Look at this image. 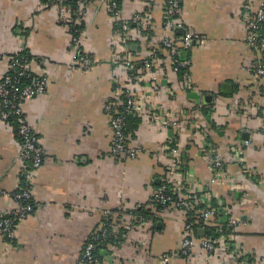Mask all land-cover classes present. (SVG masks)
Wrapping results in <instances>:
<instances>
[{
	"label": "crops",
	"instance_id": "1",
	"mask_svg": "<svg viewBox=\"0 0 264 264\" xmlns=\"http://www.w3.org/2000/svg\"><path fill=\"white\" fill-rule=\"evenodd\" d=\"M244 1L181 0L180 20L203 43L189 49L185 75L165 58L163 69L154 70L156 85L148 79L131 83V71L115 63L125 43L107 0L85 2L81 49L95 60L87 68L70 66V33L55 5L0 0V77L10 55L24 47L31 55L29 72L48 79L45 91L22 107L43 151L32 171L35 209L15 224L11 238L0 235V264H81L82 248L102 221L119 206L152 207L153 190L171 168L181 177L175 182L227 209L231 243L252 264H264V79L248 67L261 56L246 43ZM119 2L121 21L149 12L155 26L151 43H158L163 0ZM136 49L133 60L145 57ZM123 85L141 95L145 108L127 127L138 153L117 159L108 155L113 133L104 105ZM156 109L170 124L151 113ZM18 152L13 125L0 120V191L20 188ZM215 157L224 163L217 179ZM16 207L10 196H0L1 212ZM159 217L133 227L115 252L101 251L100 264H157L163 253H170V264H233L218 255L220 249L208 257L198 236L190 253L180 255L183 211L169 207Z\"/></svg>",
	"mask_w": 264,
	"mask_h": 264
},
{
	"label": "built area",
	"instance_id": "2",
	"mask_svg": "<svg viewBox=\"0 0 264 264\" xmlns=\"http://www.w3.org/2000/svg\"><path fill=\"white\" fill-rule=\"evenodd\" d=\"M52 5H55L59 11V19L65 26L68 27L71 38V48H72V60L70 66H80V67H90L95 63L94 58L81 49V39L85 35V30L82 26V14L85 10L86 0H77V5L74 9L68 8L65 4V0H44ZM109 7L111 10V16L117 22H120V30H117L121 41L125 43L126 38H140L139 42L146 38L143 34L139 36L135 30L131 29L129 26V20H120V8L116 1L108 0ZM247 10L243 13L245 22L247 21L248 27L250 28L247 33L246 43L249 47L260 45L264 48V36H259L260 25L264 24V0H259L257 6H252L250 0H245ZM181 0H163V10L162 18L160 23V29L164 31V34L160 38L158 43H150L152 49L149 51L142 48L145 57H142L143 65L140 68H134L131 58L132 51H137L135 44L129 43V48L126 43L122 44L123 53L118 54L115 63L124 70L131 71L130 82L132 83L135 79H148L156 85H159V78L157 77L154 70L161 66V62L166 58L171 69L176 73L180 72L179 68L189 66V57H184L185 50L191 49L195 45H201L203 39L185 29L182 21L179 18L180 14ZM133 22L137 23L139 27L143 29L154 30L155 26L152 22V17L148 13L141 15L140 13H135L133 16ZM80 19V21H79ZM68 22H73L77 25L73 28H69L66 24ZM79 25V26H78ZM82 26V27H80ZM177 37L174 33H180ZM134 35V37H133ZM176 45L180 46V49H175ZM141 47V45H140ZM24 49L22 47L19 51L15 52L14 55L19 56V52ZM160 49L163 52L164 57L160 58L157 56L156 51ZM140 54V52H139ZM176 57L177 59H175ZM20 59H9L6 69L3 71L0 77V120L7 124H15V136L19 143L18 157L21 162V169L19 171L20 180L22 185L20 188L14 192L6 193L5 191H0V196L8 195L17 204V207L9 213L0 211V235L3 237L11 238L13 236V229L15 224L24 219L35 209V203L32 200V171L34 167L39 165L42 161V147L38 142V137L35 130L29 125L25 117L23 116V104L37 97L45 91V87L48 83V79L45 75H35L29 76L28 63L29 60L23 57ZM175 63V65H174ZM249 70L253 72L256 76L264 79V58L256 59L253 63L248 65ZM162 68V66L160 67ZM163 69V68H162ZM147 74L149 76L147 77ZM185 75V74H182ZM146 76V78H145ZM24 77V82H21V78ZM184 79V85L189 87V78ZM145 108V101L136 91L131 88L130 85H123V89L120 91L118 97H113L109 100L107 104L104 105L105 111L109 114V124L112 129L113 138L112 144L110 146L108 155L117 159L123 158H133L138 153V148L131 146L128 139V117L129 115H134L140 113ZM151 113L155 114V117L161 118V122L164 124H170V121H165V115L156 109ZM175 124V121L171 122ZM176 152V149H172ZM223 162L221 159L215 157L212 160L213 165V177L215 179L222 175ZM180 177L176 169L171 168L166 171L164 175V184H168L170 187L166 190L165 185L161 187H156L153 190L151 201L161 205L156 209V213H162L167 208H177L181 209L185 214L187 209H192L196 204V199L191 187L186 185L182 186L181 182H175L176 177ZM181 178V177H180ZM179 180V178H178ZM180 181V180H179ZM176 194V196L174 195ZM198 200L204 203V208L201 209L196 214V218H201L204 226L215 227L219 235L216 238L210 239L205 235L200 237V245L207 251V256L210 257L214 252L216 253L218 249V255L222 258H227L232 261L233 264H252L245 258V254L241 253L240 248L235 247L231 243V232L233 227V221L231 219L224 218L227 209L223 207L213 206L211 204L210 198H200ZM153 202V203H154ZM116 210H124L123 206L117 207ZM151 210H155L152 206ZM118 212L113 214L107 213L108 218L102 221L100 226L94 230L88 239L86 240L80 255L81 264H98L99 261L96 257V248L99 244L105 243L107 238L111 235H115L118 229L121 227L125 230L124 238L128 235L129 231L135 227L132 219L135 218L133 214L126 213L118 217ZM118 220V222H117ZM149 219L141 220L138 225L148 226ZM191 221H188L185 217V232L179 253L182 256H187L193 245L195 244L196 233L195 228ZM203 231V227H201ZM204 233V232H203ZM202 233V234H203ZM106 247L102 251L105 252H115L118 244L107 242ZM242 256V260L238 259ZM157 264H170V253H163L158 259Z\"/></svg>",
	"mask_w": 264,
	"mask_h": 264
},
{
	"label": "trees",
	"instance_id": "3",
	"mask_svg": "<svg viewBox=\"0 0 264 264\" xmlns=\"http://www.w3.org/2000/svg\"><path fill=\"white\" fill-rule=\"evenodd\" d=\"M114 1H116L117 5L119 6V3H120L119 0H114ZM64 4L68 8L74 9L76 7V5H77V0H65L64 1ZM108 5H109V1H108ZM246 10H247L246 4L244 3V7L241 10L242 17H243V13ZM145 13L146 12H140L141 15H144ZM79 21H80V19H79ZM129 21H130V23H129L130 28L133 29V30H135L136 33L139 36H142L143 34H145L146 35V38L143 39V41L139 42V40L141 39V37L138 38V39L137 38L127 37L126 40H125L126 41L125 43H126V45L128 44L127 45L128 49H130L129 48V43L131 45L132 44H136L137 47H139L140 50L142 48L143 49H146L148 51L150 49H152V46L149 45V44L151 43V40H152V37H153L152 32L154 30H150V29H146L145 30V29L139 27V25L137 23L133 22V17H130ZM80 22H82V21H80ZM245 23H246V30H247V33H248L249 30H250V28L248 27L247 21ZM66 24L69 26V28H71L73 25H77V24H75L73 22H68ZM74 27H76V26H73V28ZM80 27H82V26H80ZM114 28L116 30H120V28H121L120 27V22L115 23ZM181 34H182V31L180 33H176L175 32L174 33V36L177 37L178 35H181ZM259 36H261V37L264 36V24L263 23H262V25H260ZM140 45H141V47H140ZM174 48L175 49H180L181 47L178 46V45H176V47H174ZM251 49H253L254 52L258 53L261 56L260 59H263L264 58V48L263 47H261L260 45H256V46H253ZM155 51L157 53L156 54L157 56H159L160 58H163L164 57L163 52L160 51V49H157ZM185 51L186 52L184 53V57H188V51L189 50L188 51L185 50ZM130 52L132 53V52H135V51H132L131 50ZM19 54L20 55L17 56V57L14 54L10 55V58L9 59H16V58L17 59H20L19 57H23V58H26V59L30 60V56L31 55L28 53V51H27L26 48H24L21 52H19ZM174 58L177 59L176 57H174ZM143 60L144 59H140V60H137L136 59V60H133L132 63L134 64V68H140V67H142ZM174 65H175V63H174ZM187 69H188V67H183V68L181 67V68H179L180 72H178V74L179 75H182V73H186L187 72ZM28 74H29V76H32L33 75V73H30V72ZM23 80H24V77L21 78V82H24ZM232 91H233V88H232ZM221 92H224V91L221 90ZM227 93H232V92L229 91ZM12 125L14 127V132H15V130H16L15 124H12ZM21 185H22V182H21ZM162 185H165L166 190H168L167 188L170 187L168 184L166 185V184L161 183V182L156 187H161ZM194 195L195 196H193V197L196 199V204L194 205V207H192V209H187V211H185L184 216L187 218L188 221H191L193 223L192 225L195 228V233H196L195 236H198L200 238V237H203L205 235L206 237H208L210 239L216 238L219 235V233L216 231V228L215 227L204 226V223L202 222V219L200 217L199 218H196L195 217L196 214H199L198 212L201 209L204 208V203L198 200V195L197 194H194ZM174 196H176V194ZM153 202L151 201V206H153L155 208V210H151V207L148 208L147 206H145L146 204H141V205L136 206L133 209H127V208L125 209L124 208V210H122V211L115 210V212H118L117 214H118V217L119 218L122 216V214H126V213L133 214L134 217H135V218L132 219V222L134 223V225H138L141 220H146V219L147 220L148 219L149 220L151 219L154 223H157V221L160 220V217H159V213H156V211H157L156 209H158L159 207H161V205H159L156 202H154V203ZM211 204L213 206L221 207V206L217 205V203H215L213 201L211 202ZM108 220H109V217H108ZM117 222H118V220H117ZM201 227H203V232H204L202 235L200 234V230H202ZM124 233H125V230H123L120 227L118 229L117 233H115V235H112V236L110 235L107 238V240H106L105 243L110 242V243L120 244L124 240V236H123ZM105 243L99 244L97 246V248H96V257H97V259L99 261L98 264H100V258H101L102 248L104 249L106 247V244ZM239 259L241 260L242 259V256H239Z\"/></svg>",
	"mask_w": 264,
	"mask_h": 264
},
{
	"label": "water",
	"instance_id": "4",
	"mask_svg": "<svg viewBox=\"0 0 264 264\" xmlns=\"http://www.w3.org/2000/svg\"><path fill=\"white\" fill-rule=\"evenodd\" d=\"M132 117H133L132 115H129V117H128V126H129V124H130V119H131Z\"/></svg>",
	"mask_w": 264,
	"mask_h": 264
}]
</instances>
